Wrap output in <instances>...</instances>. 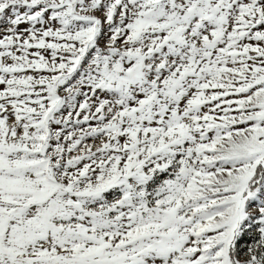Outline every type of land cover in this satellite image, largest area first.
Masks as SVG:
<instances>
[{
  "label": "snow or ice",
  "instance_id": "snow-or-ice-1",
  "mask_svg": "<svg viewBox=\"0 0 264 264\" xmlns=\"http://www.w3.org/2000/svg\"><path fill=\"white\" fill-rule=\"evenodd\" d=\"M0 264H264V0H0Z\"/></svg>",
  "mask_w": 264,
  "mask_h": 264
}]
</instances>
